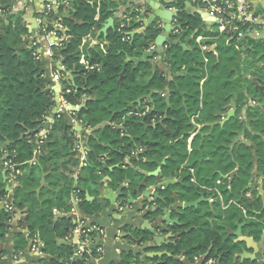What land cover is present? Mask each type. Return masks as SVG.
I'll use <instances>...</instances> for the list:
<instances>
[{"label":"trees","instance_id":"obj_1","mask_svg":"<svg viewBox=\"0 0 264 264\" xmlns=\"http://www.w3.org/2000/svg\"><path fill=\"white\" fill-rule=\"evenodd\" d=\"M11 1L0 0V159L7 155L6 160H11L15 164L14 171L19 172V185L12 202L14 209L25 213L19 227L27 230L29 237L39 236L44 243L43 253L51 257L50 264H69L74 257L75 245L59 243L77 227L72 218L74 196L79 200L80 212L91 216L97 215L102 206L88 201L87 194L99 196L104 177L111 178L110 185L115 189L127 179L131 182L129 187L137 186L135 179L141 176L124 165L128 157L135 168L141 167L143 159L150 155L158 160L168 158L167 170H179L187 160V168L193 169H197L201 161L206 165L215 161L212 167L201 168L213 174L216 178L213 180L238 170L232 190L222 189L224 201L226 204L235 202L248 216L261 221L263 224L254 225L258 236L262 234L264 211L260 216L253 212L260 211L261 201L245 198L241 190L254 176L264 181V40L248 37L228 41L227 34L220 36L219 27L215 36L198 13L188 10V4L201 9H205V4L174 0L163 3L165 8L177 11L176 30L165 51L169 74L154 69L151 60L157 54L145 63L128 64L123 72L127 58L141 59L150 51L161 28H154L155 22L145 33L131 36L142 28L143 17H148L147 14L141 17L137 9H132L129 2L138 0L73 2L72 15L76 21H62L70 29V38L53 48V57L56 59L61 53L64 66L76 75L75 86L65 82L66 91H70L64 92L66 102L79 106L85 95L89 98L76 116L94 130L88 137L89 166L80 170L77 185L73 186L70 178L77 166L76 152L73 151L72 126L63 116L55 118L40 147L37 163L31 164L40 128L55 107V94L48 89L43 77L37 48L25 46L29 33L24 12L13 14ZM119 9H124L123 17L117 19L109 31L105 50L87 45L81 53L79 47L83 38L96 35ZM60 11L62 13L63 9ZM97 14L98 21L95 20ZM56 18L55 12L49 16V20ZM58 34L61 36L60 32ZM198 37L206 39L203 44L210 46V51H201L195 42ZM82 55L95 69L87 70L80 64ZM148 73L150 79L145 80ZM251 78L257 82H252ZM252 99L258 101L255 107L249 104ZM132 103L134 105L130 106ZM147 106L151 107L150 111L146 110ZM231 109H235V115L222 125ZM197 114L196 122L202 129L195 136L193 152L189 155L188 139L195 132L191 118ZM140 149L144 152L133 156ZM100 159L106 161V166ZM117 165L119 168L111 172ZM150 165L155 167V164ZM200 183L206 184L201 178ZM5 187L0 172V199L3 200L8 197ZM237 205H232L229 214L234 212L243 220V211ZM9 220L6 212L1 211L0 243ZM209 242L219 246L218 253H223L220 264H235V247L226 246L223 229H218L206 245L200 242V246L194 248L198 242L189 241L183 248L189 259L194 260L207 251ZM16 244L17 250L25 249L26 236L17 235ZM181 251L179 247L173 249V257ZM173 257L166 259V264L175 263ZM215 257V254L210 256ZM123 258L121 264H130L131 255L124 254ZM85 263V260L78 262Z\"/></svg>","mask_w":264,"mask_h":264},{"label":"crops","instance_id":"obj_2","mask_svg":"<svg viewBox=\"0 0 264 264\" xmlns=\"http://www.w3.org/2000/svg\"><path fill=\"white\" fill-rule=\"evenodd\" d=\"M75 1L76 0H12L10 3L11 12L13 14L24 12L23 18L29 33V35L25 38V46L27 48H33L31 45L33 43H37L38 48L36 52L39 55L38 60L41 63L40 69L43 73V77L48 83V89L53 91L55 94L54 95L55 107L45 117V120L39 132L41 136L47 135L49 133L51 126L55 122V118L58 117L57 115L58 108H56V103L59 102L60 104H63L66 102L63 96L64 92L67 90L65 88V82L69 81L72 84V86H75L76 75L74 74L73 71L68 70L67 67L64 66L62 59L63 57L61 53L58 54V57L56 59L54 57L46 56L45 51L47 48V42L50 38L45 35H41L39 33L36 19L44 16L47 7L51 6L53 12H55L57 16L55 21H57L58 24L61 25V29H59V32L61 33L60 37L63 41H66L70 38L68 34L70 29L62 21L64 19L76 21L72 15V13L74 12V8L71 5ZM80 1L81 2L88 1L89 4H93V1L90 0H80ZM173 1L174 0H138V1H130L129 3L132 4L131 6L132 9H137L139 11L141 17L147 14L148 17H143L144 19H142V20H146L155 12V9L151 6L152 2L159 4L162 10L164 9L173 12L172 10L174 9H167L163 6V3H171ZM191 1L193 3L194 2L196 3L199 0H191ZM232 2L233 3L237 2L239 5L240 4L248 5L249 7H251V9L255 11L260 10L259 11L260 13L257 14L264 17V0H255V2H249L248 0H232ZM61 9H63V11L62 13H59L61 12L60 11ZM123 10L122 9L117 10L114 14V17H112L114 19L113 27L117 19H122ZM188 10L191 13L194 12L198 13L199 11L206 13L204 19L202 17L201 18L203 19L204 24L207 26V28H209V30H211L214 25H217L215 19L212 18L206 12V10L201 9L198 6L193 7V5L191 4H188ZM95 20L97 21L99 20L98 14L95 17ZM51 21L54 22V20H50V22ZM104 25L97 32L96 35L89 34L83 38L82 43L79 47L81 53L83 52L84 48L87 45L89 47L100 46L103 50H105L108 33L113 27H111L108 30L107 34H103V33L100 34L101 30L104 28ZM165 27L166 25L164 24V22L160 19H157L154 28L156 29L161 28L162 30L158 38L160 36H165ZM173 27H174V21H173ZM262 32L264 31H261L259 34H257V37L254 40H258L259 38L264 39L261 37ZM173 33L174 32H172L169 36L163 38V40L161 39V42L163 43L162 45L158 46L155 43V45L153 46L155 47L156 50L155 54H157V56L153 60H151V64L154 66V69L155 68L160 69L163 73L166 74H169V70H168V64L165 62V51L167 45L172 42L171 36L173 35ZM192 38L193 37H191V39ZM203 41H206V39L202 38V43ZM195 42L198 44L197 39ZM208 47L210 48V46ZM210 50L211 49H209L208 51ZM81 60L86 61L84 55H82ZM81 60H80V64L83 65L81 63L82 62ZM144 79L145 80L150 79V74L149 73L146 74ZM162 96H164V94H162ZM88 99L89 98L86 97V95L82 98L81 105L78 106L79 111L81 110V108L85 106V103ZM136 103H140V101H137ZM146 110L150 111L151 107L147 106ZM231 110H235V109H231ZM62 116L64 117L65 121L70 126H72L71 137L74 143L73 151L76 152L75 158L77 160V166L75 167V172L71 175L70 180L73 182V186H76L77 181L74 179V177L76 173L79 171V164H80L79 162L80 158H78L79 157L78 151H82V150L87 151L88 163H89V153L91 148L88 145V137L92 134L94 130L88 127V125H85L82 121H80L76 116V112L73 111L72 109L66 110ZM225 117L223 118V120L225 119ZM197 118H198V114L191 118V123L195 127V132H197L202 127L196 122ZM195 132L192 133L191 137L188 139L187 149L189 155H191V153L193 152V140L196 135ZM139 151L140 150L134 153L133 156L139 153ZM39 154L40 152H37V154L35 153L34 160L36 163L38 161ZM6 158L7 155L3 159H0V172L3 173L4 182L6 184L5 191L7 192L8 197L6 200H3V198L0 199V204L5 205L3 209H0V212L5 211L8 217L10 218V220L7 223L8 229L5 232L4 237L0 243V264H50L51 257L46 256L44 253L39 255L38 252H33L31 250L32 244L38 241L39 247L43 251L44 243L39 238V236L34 235L32 237H29L28 236L29 232L19 227V222L25 216V213L24 211L14 209L12 206L14 190L19 185V182L17 181V176L19 172L16 173L15 171L9 169L5 165V163L8 162ZM167 160L168 158H164L163 160L156 159L153 162H149L150 164H155V167H152L150 164L149 165L147 164L145 159H143V163H142L143 165L141 167L135 168L131 164L130 158L129 157L126 158L124 165L129 166L127 167V169L134 170V172L137 171L138 173H140L141 177H137L135 179L136 180L135 183H137V186L134 188L129 187L131 182L127 179L128 184L126 185V189L124 190L123 195L117 200V204H119L120 207H118L117 204L113 205L109 201H106L104 198L100 196V194L99 196H95L94 194L91 195L88 193L87 200L88 198H93L94 199L93 201L99 202L101 204L102 210L97 215L87 216L82 214L81 212H78V209H80L78 206V202H76L74 199L72 200V203L74 205V209L72 211L73 213L72 218L74 222L77 224L80 220H83L89 225L98 226L102 231L101 233L95 232L93 234L96 244L99 247H101V252L98 254L94 253L93 257L90 258L88 262H86L85 264H121L122 260L124 259L123 258L124 254L132 256L130 260V264H133L132 263L133 261L135 262V264H166V262L163 261V258L166 257V259H169L172 257L162 256V254H164L165 252H169V250L166 249L165 246V244L168 243L166 241L167 240L166 236L168 235V233H164V234L161 233V230H165V229H169L170 232L172 231L173 235L176 233L177 230H179V248H182V251L180 252L179 256L173 257L175 261H179L178 264L179 263L180 264H216V262L219 261L221 262L223 253H218L217 251L216 252L212 251V254H215L217 257L212 259L208 258L210 260L208 262H205V259L208 256L209 252L205 254V256L200 255L199 257H195L194 260H190L189 257L186 255V251L184 250V248L187 247L189 241L191 243L194 241L198 242L194 246V248L199 247L200 242L204 243L205 245L204 239H207L209 241L208 238L206 237L203 238L204 235L201 232L202 225H204L203 227L204 229H206V232L211 230L214 225V217L215 215H218L217 213L219 212L215 211L213 208L208 206L207 205L208 202H206V205L203 206L202 210L196 211L197 208L196 209L188 208V209L180 210L179 215L175 212L172 213L170 216L172 222L179 221V223L176 224L173 228L171 226H168L164 220L165 218H167L168 209L165 210L164 214L159 213V210L156 211V209H152V210L147 209L146 204L152 202L151 197L153 196L152 194L155 192L154 190L156 184L158 182H162L164 179L167 180L168 173L166 171L168 170L164 169L165 165L167 164ZM100 161L106 166L105 160L100 159ZM162 162H165V164L162 166V168H160L158 166V163H162ZM187 163L188 160L181 165L179 172L187 171L189 174L194 175V169L187 168ZM115 168L116 169L119 168V165L111 168L110 171L113 172ZM154 173H156L157 175L156 176L153 175ZM164 174H166L167 176L166 175L164 176ZM107 179H111V178L109 176H106L100 183V184H107V187L103 189L105 196L107 195L106 191L108 189H113L114 191H117L120 188V186L125 184L126 181L125 180L124 183H122L117 189H115L113 188V186L110 185L111 183L109 184ZM176 179H178V176L176 177ZM219 200L221 201V203L224 204V196L223 197L219 196ZM187 201L188 199H184L181 204L183 206L186 204H190ZM198 202L200 205L201 204L200 201ZM239 208L240 210L243 211V217H244L243 220L238 219L239 215L238 216L235 215L234 212L232 214H229L230 210L227 211L228 210L227 207L223 208L224 212H226L224 216L225 225L223 228V232L225 233V240H227L226 246L235 247V254L237 255L235 259H239L240 262L244 261L246 264H253V261L250 260L249 258L245 257L243 260H241V258L239 257L240 255L243 254V250L247 249L244 240L247 238L245 234L247 232L249 233L247 227L249 224L247 223V221L248 219H251V217L248 216V212L245 209H242L241 207ZM155 212H158V214L157 213L155 214ZM231 216L233 217L232 220L230 219ZM259 222L263 224L261 221ZM149 229L151 232L155 231L156 233L152 235L151 232L148 231ZM141 230H145L147 232H141ZM263 232L264 230L262 231V234ZM19 234L25 235L27 238V246L23 250L20 249L17 250L16 248L17 235ZM262 234L258 236V228L256 227L252 234L254 238L250 237V239L255 244V247L257 248L258 251H260L259 244L261 242ZM70 236H72L71 239L60 240L59 243L66 245H70V244L76 245L77 237L73 234L69 235V237ZM141 238H142V244L140 245L139 248L140 250H143V253L139 255L137 258H134L133 249L137 247V242ZM211 243L213 242H209L208 244L209 249L212 246L219 249V246H215L214 243L210 245ZM75 248L76 247H74V254H75ZM144 248L146 249L144 250ZM250 249H253L252 245H250ZM248 252L250 254H254V250H249ZM155 254H157L158 256H162V258H157L152 262L151 259L154 258ZM255 264H264V260L263 261L257 260V263Z\"/></svg>","mask_w":264,"mask_h":264},{"label":"built area","instance_id":"obj_3","mask_svg":"<svg viewBox=\"0 0 264 264\" xmlns=\"http://www.w3.org/2000/svg\"><path fill=\"white\" fill-rule=\"evenodd\" d=\"M99 2L100 0H96ZM121 1V0H117ZM201 3L205 4L206 12L215 19L216 24L219 27L220 36L226 34L229 36L228 41L232 38H236L237 40L251 38L256 39L257 34L261 31H264V17L257 14V12H253L248 5L240 4L237 5L232 2V0H199ZM53 12L51 6H48L44 16L36 19L37 26L39 29V33L41 35H45L50 39L47 42V48L45 51L46 56L53 57V48L60 46V43L63 42L61 37L59 36V29H61V25L58 24L57 21L54 20L50 22L49 16ZM50 22V23H49ZM52 23V24H51ZM51 27V30H48ZM198 44L200 45L201 51L206 53L210 48L207 45L202 43V38L198 37ZM126 41V38L123 39ZM33 48H38L37 43H33L31 45ZM155 47H152L151 50H154ZM39 58V57H38ZM82 64L87 70L95 69V66H91L87 61L81 60ZM58 77V76H57ZM69 93V91H66ZM72 106L67 102L61 104L60 108L57 110V115L60 118L66 110H69ZM75 108H79L75 106ZM138 115V114H137ZM40 135V134H39ZM37 136V147L35 149V153L40 152V147L46 139L47 135ZM79 153V171L76 173L74 179L77 181L80 176V170L83 168H87L89 166L88 163V153L85 150L78 151ZM31 164H36L35 160L31 162ZM5 165L14 171L15 164L12 163L11 160L5 163ZM79 190L76 191V194ZM76 202H79L78 198L74 196L73 198ZM95 232H102L101 229L96 225H89L85 221L80 220L77 223V227L73 231V235L77 237V244L75 245V254L74 257L69 261V264H78L79 261L85 260L88 262L90 258H92V254L100 253L101 247H99L93 234ZM71 234V235H72ZM72 236L66 238L71 239ZM31 250L33 252H38L39 255L43 253L42 249L39 247V242L36 241L32 244ZM86 256V257H85ZM88 257V258H87Z\"/></svg>","mask_w":264,"mask_h":264},{"label":"flooded vegetation","instance_id":"obj_4","mask_svg":"<svg viewBox=\"0 0 264 264\" xmlns=\"http://www.w3.org/2000/svg\"><path fill=\"white\" fill-rule=\"evenodd\" d=\"M201 129L202 127L197 132H195L196 134L195 136L200 134ZM142 152H144V149H140L139 153H137L135 156H138ZM144 159L148 163L156 160L151 155L149 157L147 156ZM202 162L203 161H201V165L198 166L197 169H194V175L189 174L187 171L179 172V170H175V168L174 169L168 168V171H167L168 176L164 174V176L165 175L167 176V180L162 182V184L164 185L161 187L160 190H157V189L154 190L155 192L152 194L153 196L151 197L152 202L147 203L146 207L149 210H152V209H156V211L159 210V213L164 214L165 210H167L168 208L174 205L173 197H176V196L178 197L179 210H180V205L184 199H188L187 202L189 203L200 201L201 204L198 206L196 211L202 210L203 206L206 205V202H208L207 205L213 208L215 211H218L219 213H217L218 215H215L214 217V225L212 229L206 232V229H204L203 227L204 225H202L201 232L204 235L203 238L206 237L212 240L214 237L215 231L217 229L224 228V225H225L224 216L226 212H224L223 208L227 207L228 209L227 211H229L232 205H237L235 204V202L234 203L229 202L228 204H226L225 201L223 204L219 200V196H222V197L224 196V192L222 190L223 188H226L230 191L232 190L233 181L238 175V173L234 177L229 176L232 172L227 175H220L222 179L213 180V179H216L213 176V174L209 175V171L202 170L205 167L213 166V164L206 165V163L204 162L202 163ZM164 169H167V164L165 165ZM170 175L172 176L170 177ZM177 176H178V179H176ZM227 176L229 177L226 178ZM200 178L203 179V181L206 183L205 185L204 184L202 185L200 183ZM263 192H264V181L262 178H257L256 176L253 177L249 185L245 186L241 190V194L245 198L251 201L253 200L261 201L262 208L260 209V211H253L257 216L262 215L263 210H264V193ZM237 207L239 208L240 206L237 205ZM191 211H194V210H191ZM256 222H259V220L256 217H251V219H248L247 221V223L249 224L247 227L250 233V237H253V238L254 236L252 234L256 228L254 223ZM173 236L174 237L170 239V241L166 240L167 242L175 243V246L169 245V247H166V249H168L169 253L171 254H173V249H176L179 247V230H177ZM204 240H205L204 242L206 245L207 239H204ZM212 244L213 243H211L210 245ZM207 248H208L207 251L202 255V256H205V254L209 252L208 256L205 259V262H208L210 259H212L209 257L211 256L212 251L214 252L218 251V249L215 248L214 246L210 247L209 249V245H208ZM225 252H228V250H225ZM176 256H179V254L174 255V257ZM163 261L166 262V257L163 258ZM178 262L179 261H176V263ZM218 263H220V261L216 262V264ZM255 263H257V256H256V259L253 261V264ZM168 264H175V263L171 262ZM235 264H246V263L244 261L240 262L239 259H235Z\"/></svg>","mask_w":264,"mask_h":264},{"label":"water","instance_id":"obj_5","mask_svg":"<svg viewBox=\"0 0 264 264\" xmlns=\"http://www.w3.org/2000/svg\"><path fill=\"white\" fill-rule=\"evenodd\" d=\"M249 2H255V0H248ZM262 2V1H261ZM151 6L155 9V12L153 15H151L148 19L146 20H142V24L143 27L133 33H131V36L134 37L135 35H139V34H143L145 33L148 28L157 21V19H160L164 22V24L166 25L165 27V36H160L157 40H156V45L160 46L163 43L161 42V39L163 40V38H165L166 36H169L172 32H174L176 30V27H173V21L174 18L177 15V11L176 10H172L173 12L169 11V10H162L161 6L159 4H156L155 2H152ZM198 14L204 19L206 13H203L202 11H199ZM114 24V19L111 18L107 21V23L104 25V28L101 30L100 34H107L108 30L113 27ZM184 48H186V46L184 45ZM156 53V50H151L149 52H147L143 58L141 59H130L128 58L127 61L124 63L123 65V72L125 71L127 65L129 63H134L135 65H139L141 63H145L146 61H148L149 58H151L152 56H154ZM123 78V74L121 75V79ZM134 104H131V106H133ZM61 104L59 102L56 103V108H60ZM70 109H72L75 112L79 111V108H75V107H71ZM82 109V108H81ZM235 115V110H231L227 116L225 117V119L222 121V125H224L227 121H229L233 116ZM165 164V162L162 163H158V166L160 168H162V166ZM238 173V171H234L232 172L229 176L230 177H234L236 174ZM153 175H157L156 173H154ZM229 176H227L226 178H228ZM171 177V176H170ZM166 179H164L163 181H165ZM107 181L109 182V184L112 182L111 179H107ZM106 181V182H107ZM162 181V182H163ZM162 182H158L155 186V189L160 190L161 187L164 185L162 184ZM128 184V180L125 181V184H123L122 186H120V188L117 191H114L113 189H108L106 191L107 195L105 196L103 189L107 187V184H100L99 186V194L102 198H104L106 201H109L111 204H117V200L123 195L124 190L126 189V185ZM137 193V192H136ZM264 193V192H263ZM94 199L93 198H88V201L92 202ZM173 201H174V205L171 206L170 208H168V212H167V218H165V222L167 223L168 226H171L172 228L179 223V221H174L172 222V220L170 219V216L172 213H177L179 215L180 210L182 209H188V208H198L199 206V202H194V203H190V204H186V205H180V210H179V203H178V197H173ZM118 207H120L119 204H117ZM4 204H0V209L4 208ZM78 212H80V209H78ZM158 214V212H155V214ZM153 214V213H152ZM150 231V229L148 230ZM141 232H147L145 230H141ZM151 232V231H150ZM155 231H152L151 234H155ZM161 233H168V235L172 234V231L170 232L169 229H165V230H161ZM166 236V239L168 241H170V239H172L174 236L173 234L170 236ZM245 236L247 237L244 242L247 246L246 250H243V254L240 255L239 257L241 258V260H243L245 257L249 258L250 260L254 261L256 259L257 256V260H264V232L262 234L261 237V242L259 244V248L260 251L257 250V248L255 247V244L252 242V240L250 239V234L247 232L245 234ZM142 244V238L140 240H138L137 242V247L133 249V257L137 258L139 255H141L143 253V250H140V245ZM169 245H173L175 246V243H171L168 242L165 244L166 247H168ZM250 245H252L253 249H250ZM146 248H144L145 250ZM249 250H254V254H250L248 251ZM246 255V256H245ZM162 256H167V257H173V254L169 253V252H165L164 254H162ZM162 256H158L157 254L154 255V258L151 259V261L153 262L155 259L157 258H162ZM237 257V255L235 256ZM133 264H135V262H132ZM220 264V263H219Z\"/></svg>","mask_w":264,"mask_h":264},{"label":"rangeland","instance_id":"obj_6","mask_svg":"<svg viewBox=\"0 0 264 264\" xmlns=\"http://www.w3.org/2000/svg\"><path fill=\"white\" fill-rule=\"evenodd\" d=\"M236 4L239 5L237 2H236ZM259 11H260V10H258V11H255V10H254L253 12L260 13ZM0 16H2V13H1V12H0ZM212 29H213L212 31L214 32L215 36H217V34H218V25H217V26L214 25V26L212 27ZM261 37L264 38V32H262ZM258 40H264V39H260V38H259ZM198 46L200 47L199 44H198ZM251 81L254 82V83L257 82V81H256L255 79H253V78H251ZM257 102H258V101H255V100L252 99V100L249 101V104H250V106L255 107V106L257 105ZM213 163H216V162L213 161V162H209L208 164L212 165ZM213 165H214V164H213ZM210 167H212V166H210Z\"/></svg>","mask_w":264,"mask_h":264}]
</instances>
